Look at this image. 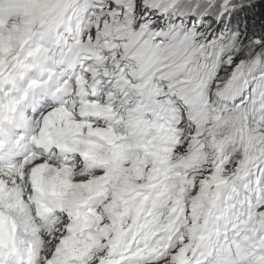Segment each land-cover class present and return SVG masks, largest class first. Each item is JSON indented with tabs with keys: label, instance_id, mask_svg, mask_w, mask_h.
I'll list each match as a JSON object with an SVG mask.
<instances>
[{
	"label": "snow or ice",
	"instance_id": "obj_1",
	"mask_svg": "<svg viewBox=\"0 0 264 264\" xmlns=\"http://www.w3.org/2000/svg\"><path fill=\"white\" fill-rule=\"evenodd\" d=\"M0 264H264V0H0Z\"/></svg>",
	"mask_w": 264,
	"mask_h": 264
}]
</instances>
